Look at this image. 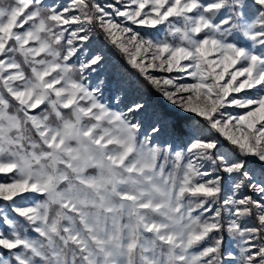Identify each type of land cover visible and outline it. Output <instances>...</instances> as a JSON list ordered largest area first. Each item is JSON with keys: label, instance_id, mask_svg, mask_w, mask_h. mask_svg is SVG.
Returning a JSON list of instances; mask_svg holds the SVG:
<instances>
[{"label": "snow or ice", "instance_id": "1", "mask_svg": "<svg viewBox=\"0 0 264 264\" xmlns=\"http://www.w3.org/2000/svg\"><path fill=\"white\" fill-rule=\"evenodd\" d=\"M0 264H264V0H0Z\"/></svg>", "mask_w": 264, "mask_h": 264}, {"label": "rangeland", "instance_id": "2", "mask_svg": "<svg viewBox=\"0 0 264 264\" xmlns=\"http://www.w3.org/2000/svg\"><path fill=\"white\" fill-rule=\"evenodd\" d=\"M7 2L10 3L11 0H7ZM49 2H51V0H49ZM101 39H103L102 36H101ZM116 56H117V58H119V53H116ZM129 70L131 71V69H129ZM131 72L133 75L135 74V72L133 70ZM140 84L142 85L144 93L150 94V95H155V93L151 92L150 87L147 85V83L145 81L142 80V82ZM9 215L12 216L10 209H9ZM13 218H15V217H13ZM21 223H22V221H21ZM6 230L7 229H5V231Z\"/></svg>", "mask_w": 264, "mask_h": 264}, {"label": "trees", "instance_id": "3", "mask_svg": "<svg viewBox=\"0 0 264 264\" xmlns=\"http://www.w3.org/2000/svg\"><path fill=\"white\" fill-rule=\"evenodd\" d=\"M129 71H130V70H129ZM131 71H132V69H131ZM131 71H130V72H131ZM133 71H134V70H133ZM134 75H135V74H134ZM141 82H142V80H140V83H141ZM150 90H151V92H152V89H151V88H150Z\"/></svg>", "mask_w": 264, "mask_h": 264}]
</instances>
